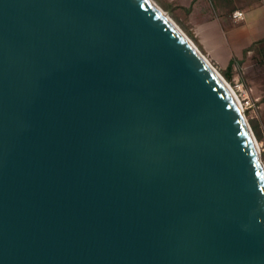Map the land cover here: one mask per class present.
<instances>
[{"label": "water", "instance_id": "95a60500", "mask_svg": "<svg viewBox=\"0 0 264 264\" xmlns=\"http://www.w3.org/2000/svg\"><path fill=\"white\" fill-rule=\"evenodd\" d=\"M0 264H264L257 141L147 0H0Z\"/></svg>", "mask_w": 264, "mask_h": 264}, {"label": "crops", "instance_id": "0c3cea01", "mask_svg": "<svg viewBox=\"0 0 264 264\" xmlns=\"http://www.w3.org/2000/svg\"><path fill=\"white\" fill-rule=\"evenodd\" d=\"M206 1L207 38L225 73L264 92V0H201ZM234 9L243 11L242 19L232 17Z\"/></svg>", "mask_w": 264, "mask_h": 264}, {"label": "rangeland", "instance_id": "374dc122", "mask_svg": "<svg viewBox=\"0 0 264 264\" xmlns=\"http://www.w3.org/2000/svg\"><path fill=\"white\" fill-rule=\"evenodd\" d=\"M168 16L185 32L202 54L209 60L220 75L234 88L236 78L227 76L216 48L207 38V1L201 0H154ZM242 80V78H239ZM248 88V95L253 99L252 105L242 102L243 115L250 126L259 146L260 160L264 166V92ZM236 93L241 98L238 90Z\"/></svg>", "mask_w": 264, "mask_h": 264}, {"label": "bare ground", "instance_id": "6f19581e", "mask_svg": "<svg viewBox=\"0 0 264 264\" xmlns=\"http://www.w3.org/2000/svg\"><path fill=\"white\" fill-rule=\"evenodd\" d=\"M150 2L161 14L162 16L167 19L173 27L177 30V32L187 41V43L195 50V52L201 57V59L205 62V64L211 69L217 79L226 87V89L230 92L233 99L237 103L238 107L242 110V105L233 90L230 84L220 75V73L212 66L209 60L202 54V52L198 49V47L193 43V41L183 32V30L168 16V14L154 1V0H147Z\"/></svg>", "mask_w": 264, "mask_h": 264}, {"label": "built area", "instance_id": "2783aa9c", "mask_svg": "<svg viewBox=\"0 0 264 264\" xmlns=\"http://www.w3.org/2000/svg\"><path fill=\"white\" fill-rule=\"evenodd\" d=\"M237 11L243 13V11L240 9H234L231 13L232 17H233V13L237 12ZM234 19H241V18H234ZM233 86H234L233 90L235 91V93H236V90H238L239 93L241 94V98H240L238 96V94L236 93L241 105H242L241 99L243 100L245 105H252L253 104V99L250 98V96L248 95V88H247V85L245 84V82L243 80L236 78Z\"/></svg>", "mask_w": 264, "mask_h": 264}, {"label": "clouds", "instance_id": "9594fccd", "mask_svg": "<svg viewBox=\"0 0 264 264\" xmlns=\"http://www.w3.org/2000/svg\"><path fill=\"white\" fill-rule=\"evenodd\" d=\"M233 17L234 18H243V13H241V12H239V11H237V12H234L233 13Z\"/></svg>", "mask_w": 264, "mask_h": 264}]
</instances>
